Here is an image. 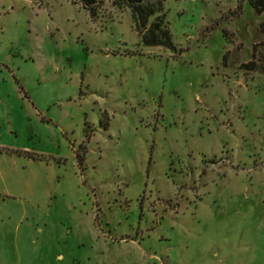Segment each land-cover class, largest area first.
Wrapping results in <instances>:
<instances>
[{
	"label": "rangeland",
	"instance_id": "374dc122",
	"mask_svg": "<svg viewBox=\"0 0 264 264\" xmlns=\"http://www.w3.org/2000/svg\"><path fill=\"white\" fill-rule=\"evenodd\" d=\"M162 17L0 0V264H264V11Z\"/></svg>",
	"mask_w": 264,
	"mask_h": 264
},
{
	"label": "trees",
	"instance_id": "16d2710c",
	"mask_svg": "<svg viewBox=\"0 0 264 264\" xmlns=\"http://www.w3.org/2000/svg\"><path fill=\"white\" fill-rule=\"evenodd\" d=\"M116 6L128 8L133 14L141 40L146 47H162L177 52L172 35L166 28L164 17L158 18L150 27L149 19L162 12L164 0H112ZM257 13H263L264 0H251ZM87 8L88 5H86Z\"/></svg>",
	"mask_w": 264,
	"mask_h": 264
}]
</instances>
